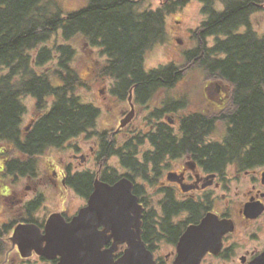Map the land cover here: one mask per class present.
Returning <instances> with one entry per match:
<instances>
[{
    "label": "flooded vegetation",
    "instance_id": "1",
    "mask_svg": "<svg viewBox=\"0 0 264 264\" xmlns=\"http://www.w3.org/2000/svg\"><path fill=\"white\" fill-rule=\"evenodd\" d=\"M189 1L161 0L159 6L172 5L168 14H173ZM195 1L205 18L191 29L192 46L184 52L193 50L201 58L203 43L212 47L219 36L203 40L200 28L210 15ZM249 1L253 7L237 33L264 35V0ZM226 6L218 2L215 9ZM82 35L91 55L110 58L99 38ZM27 56L22 63L0 62V82L20 83L11 94L20 107L13 121L0 115V264H58L60 257L14 241L16 230L29 226L44 235L52 215L72 221L99 187L122 180L131 181L143 207L140 235L156 264H264V148H236L229 118L231 108L258 96V87L247 78L242 87L225 78L252 70L224 68V82L206 78L203 100L196 87L179 93L181 80L166 86L163 78L135 82L130 77L122 85L103 74L95 100L85 98L82 82L67 85L75 55L71 61L62 60L61 53ZM227 56L224 52V60ZM75 104L76 128L59 120L62 129L41 136L57 127L50 118L55 107L67 114ZM98 230L102 249H113L118 260L128 242L116 239L117 229L105 224Z\"/></svg>",
    "mask_w": 264,
    "mask_h": 264
},
{
    "label": "trees",
    "instance_id": "2",
    "mask_svg": "<svg viewBox=\"0 0 264 264\" xmlns=\"http://www.w3.org/2000/svg\"><path fill=\"white\" fill-rule=\"evenodd\" d=\"M201 1L204 13L210 15L200 28L202 38L219 36L216 45L206 47L203 43V57H196L193 50L188 51L183 64L170 62L145 73L146 53L167 38L166 16L172 11V5L142 10L139 0H88L83 7L65 12L56 0H0V62L22 63L28 60L27 55L33 53H61L62 60L71 61L76 51L70 40L85 34L95 41L100 39V45L110 56L101 71L113 75L117 84H128L131 77L135 82L163 78L164 85H172L182 80L194 65L208 72V79L221 82H224V68L233 71L249 69L253 72L243 75L230 72L225 77L237 87L245 85L244 78L258 87L257 98H250L243 107L230 109L229 118L233 125L230 132L236 148L250 144L252 148L263 149L264 35L251 31L237 33L238 28L247 22L253 4L249 0ZM218 2L225 3L226 9L216 10ZM224 34L228 36L225 41ZM58 35L63 42L48 45ZM224 52L228 54L225 60ZM256 78L258 80L254 83ZM66 81L69 87L81 83L78 71L71 65L68 66ZM19 85L0 82V115H4L6 121H13L20 109L11 95ZM69 100L77 101L76 98ZM60 109L55 107L50 114L57 127L44 129L41 136L57 133L62 129L61 121L76 128L77 105H71L67 114ZM217 119L224 120V116L219 115Z\"/></svg>",
    "mask_w": 264,
    "mask_h": 264
},
{
    "label": "water",
    "instance_id": "3",
    "mask_svg": "<svg viewBox=\"0 0 264 264\" xmlns=\"http://www.w3.org/2000/svg\"><path fill=\"white\" fill-rule=\"evenodd\" d=\"M133 184L122 180L113 186L99 187L89 202L72 221L67 222L59 214L52 215L42 235L34 227L16 230L14 241L33 247L48 257H60L58 264H156L152 253L141 239V215L143 207L132 192ZM121 223V228L114 224ZM105 224L115 230L116 239L127 241L129 248L114 261V250H103V236L98 226ZM130 227L133 229L130 230ZM46 241V246L43 242ZM22 247L24 255L31 252Z\"/></svg>",
    "mask_w": 264,
    "mask_h": 264
},
{
    "label": "rangeland",
    "instance_id": "4",
    "mask_svg": "<svg viewBox=\"0 0 264 264\" xmlns=\"http://www.w3.org/2000/svg\"><path fill=\"white\" fill-rule=\"evenodd\" d=\"M65 12L76 10L87 4L88 0H56ZM140 8H157L161 4V0H139ZM199 2L195 0L189 1L183 11H177L166 16L167 38L163 43L153 47L146 53L145 67L146 69L156 68L160 65L175 62L183 64L186 61L185 52L192 46V39L189 38V33L192 28L200 25L205 18ZM262 30H264V19H262ZM259 30V28H258ZM259 33L263 34V31ZM178 38H182L183 43L178 42ZM55 42H63L61 36L52 38L48 45ZM70 43L75 47V56L72 61L73 67L78 71L81 79L83 91L86 99H99V88L104 84L103 74L101 69L105 65L106 60L100 57L91 55V49L85 45V40L81 36H77L70 40ZM207 75L202 68L194 65L187 71L184 78L178 83L177 91L184 95L188 90L196 87L198 100H203L201 91L203 92L206 84ZM79 85V83H78ZM221 131V130H219Z\"/></svg>",
    "mask_w": 264,
    "mask_h": 264
}]
</instances>
